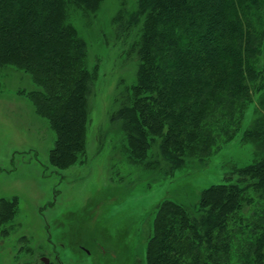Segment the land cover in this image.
Instances as JSON below:
<instances>
[{"label": "trees", "instance_id": "16d2710c", "mask_svg": "<svg viewBox=\"0 0 264 264\" xmlns=\"http://www.w3.org/2000/svg\"><path fill=\"white\" fill-rule=\"evenodd\" d=\"M102 1L0 0V70L12 66L38 86L22 94L56 135L50 163L59 170L86 154L95 79L70 10ZM135 1L114 20L119 34L139 30L136 84L114 116L131 160L172 178L239 134L252 149L236 179L203 190L197 205L155 207L146 264H264V0Z\"/></svg>", "mask_w": 264, "mask_h": 264}, {"label": "rangeland", "instance_id": "374dc122", "mask_svg": "<svg viewBox=\"0 0 264 264\" xmlns=\"http://www.w3.org/2000/svg\"><path fill=\"white\" fill-rule=\"evenodd\" d=\"M135 9V0H103L93 12L70 10L95 79L86 154L66 170L51 165L56 135L22 94L38 86L12 66L0 70V264H146L162 200L193 207L203 190L230 183L232 170L250 163L252 149L241 144V134L172 178L131 160L114 116L136 84L139 30L120 35L114 20Z\"/></svg>", "mask_w": 264, "mask_h": 264}, {"label": "water", "instance_id": "95a60500", "mask_svg": "<svg viewBox=\"0 0 264 264\" xmlns=\"http://www.w3.org/2000/svg\"><path fill=\"white\" fill-rule=\"evenodd\" d=\"M44 264H49V261L47 259H43Z\"/></svg>", "mask_w": 264, "mask_h": 264}]
</instances>
